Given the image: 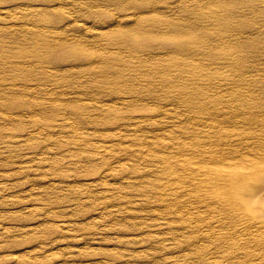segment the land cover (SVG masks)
I'll return each instance as SVG.
<instances>
[{
  "label": "rangeland",
  "instance_id": "1",
  "mask_svg": "<svg viewBox=\"0 0 264 264\" xmlns=\"http://www.w3.org/2000/svg\"><path fill=\"white\" fill-rule=\"evenodd\" d=\"M0 264H264V0H0Z\"/></svg>",
  "mask_w": 264,
  "mask_h": 264
}]
</instances>
